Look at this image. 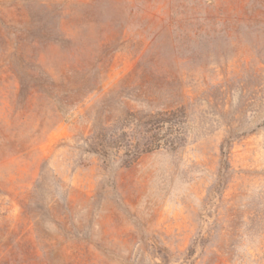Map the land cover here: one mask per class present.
<instances>
[{"label": "rangeland", "instance_id": "obj_1", "mask_svg": "<svg viewBox=\"0 0 264 264\" xmlns=\"http://www.w3.org/2000/svg\"><path fill=\"white\" fill-rule=\"evenodd\" d=\"M0 264H264V0H0Z\"/></svg>", "mask_w": 264, "mask_h": 264}]
</instances>
